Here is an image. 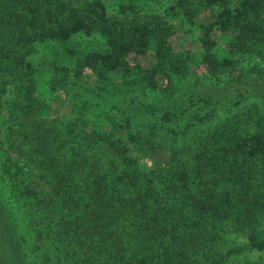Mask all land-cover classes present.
Returning a JSON list of instances; mask_svg holds the SVG:
<instances>
[{"label":"trees","instance_id":"16d2710c","mask_svg":"<svg viewBox=\"0 0 264 264\" xmlns=\"http://www.w3.org/2000/svg\"><path fill=\"white\" fill-rule=\"evenodd\" d=\"M113 1L117 13L145 4ZM171 9L200 31L195 55L171 46L163 14L110 16L102 0H0V109L6 88L16 89L3 100L5 140L38 176L33 186L10 157L2 164L0 264H36L1 181L55 264H228L231 233H247L264 256V0H177ZM148 51L150 67L127 60ZM40 55L59 79L95 74L94 98L47 117L31 67ZM109 90L121 97L103 96ZM93 105L111 111L108 131L85 118Z\"/></svg>","mask_w":264,"mask_h":264},{"label":"rangeland","instance_id":"374dc122","mask_svg":"<svg viewBox=\"0 0 264 264\" xmlns=\"http://www.w3.org/2000/svg\"><path fill=\"white\" fill-rule=\"evenodd\" d=\"M123 3L134 2V4H143L136 8L134 11H125L123 13H117L116 5L114 6L113 0H102L107 10V14L112 15H126L127 17H145L153 14H163L169 19L173 26L174 31L169 36V43L171 46L180 52L188 51L193 53L194 55L198 51V43L195 42V38L199 35L200 31L197 30L193 25L186 23L184 20H175L174 15L176 14L171 7L176 6L177 0H160V2H156V0H120ZM146 1V2H144ZM235 1V0H231ZM203 17H208V11H204ZM173 20V21H172ZM89 39L90 37L87 36ZM95 43V42H94ZM85 44V41L82 43ZM97 44L91 45L96 46ZM41 57V58H40ZM31 67L37 69L36 72V95L40 97V99L45 102L48 106L47 117H58V116H71L73 115V111L71 108V102L75 101H83L85 99L94 98L93 92H91V87L94 86L93 82L95 80V74L90 71H86L82 80L74 79L70 73H67L66 78L59 79L58 77V69L52 68L50 64V56L40 55L37 57ZM40 58V59H39ZM127 60L130 64L133 65H141L143 67H150L154 62V57L151 51H148L144 55H139L135 53H130L127 57ZM16 94V89L14 86H8L5 92L3 93L2 99H11L13 95ZM103 96L109 98L110 100H118L121 95L120 93H114L112 90L107 92H103ZM1 101V109H0V177L2 174V164L6 161L7 157L15 163L17 171L19 172L18 177H26L24 180L25 183H30L35 186L36 181L38 180V176L36 175L37 169L35 165L24 155L21 153L15 152L8 147V143L5 140V107L7 104L4 101ZM250 102V101H249ZM249 102H243L239 104L237 107H233L230 111L219 112L212 120H209L205 123L198 124L199 129H204L206 127L214 126L215 124L220 123L226 118L232 116L234 113L242 110ZM88 112L85 115L87 121H95L101 124L103 122L107 125V120L105 117H112L111 111H107L105 115L103 114V110L100 105L97 106H87ZM118 116L115 114V117ZM93 123V122H92ZM86 128L87 131H91L94 128V124L89 123ZM108 126V125H107ZM111 128V125L107 127V130ZM116 127V126H115ZM114 136H120L125 138L126 132L121 128H115L113 130ZM143 162L147 166H151V158L144 159ZM16 169L15 167L12 168ZM4 188V198L8 203V207L12 212V216L15 219V223H17L19 235L21 237L23 243V249L25 256L28 260L36 262V264H40L43 259H46L48 256L49 261L48 264H55L54 258V250L53 246L50 245L49 242L39 245L36 247V243L34 242V233L32 231V223L30 212L26 211L23 206L19 202H14L12 199L8 197L5 192V182L1 181ZM247 234V233H246ZM246 234L245 233H231L226 235V249L228 252V264H243V263H251V262H260L263 259V254L260 250L252 249L246 244ZM1 239V238H0ZM5 253L1 244H0V254Z\"/></svg>","mask_w":264,"mask_h":264}]
</instances>
